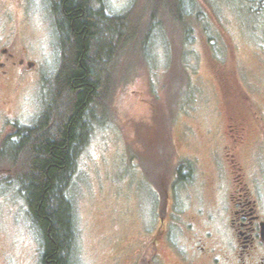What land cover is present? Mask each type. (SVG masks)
Instances as JSON below:
<instances>
[{
	"label": "rangeland",
	"instance_id": "374dc122",
	"mask_svg": "<svg viewBox=\"0 0 264 264\" xmlns=\"http://www.w3.org/2000/svg\"><path fill=\"white\" fill-rule=\"evenodd\" d=\"M93 5L124 21L109 23L113 39L99 37L111 79L68 190L72 264H198L191 260L201 248L227 264L226 184L216 173L227 176L229 118L264 125V0ZM51 6L0 0V48L25 58L23 68L0 79V147L7 140L0 153V264H43L23 184L13 176L23 155L13 146L25 136L13 134L15 126H34L56 100L63 58ZM96 18L102 32L110 28ZM248 136L247 143L260 138ZM245 156L240 151L244 172L257 167Z\"/></svg>",
	"mask_w": 264,
	"mask_h": 264
},
{
	"label": "trees",
	"instance_id": "16d2710c",
	"mask_svg": "<svg viewBox=\"0 0 264 264\" xmlns=\"http://www.w3.org/2000/svg\"><path fill=\"white\" fill-rule=\"evenodd\" d=\"M49 1L56 16L63 58L55 82L56 100L34 126H15L13 136H25V140L13 146L23 152L17 160L21 168L13 170V176L24 185L20 192L41 239L42 263L72 264L75 229L68 190L77 159L89 140L95 110L105 106L111 79L107 70L109 51L107 47L102 49L99 37L105 33L106 39H113L108 35H114L115 27L109 23L124 20L109 18L101 9L96 11L93 0ZM97 15L110 28L102 32ZM100 53L105 55L103 60Z\"/></svg>",
	"mask_w": 264,
	"mask_h": 264
},
{
	"label": "flooded vegetation",
	"instance_id": "af4514ba",
	"mask_svg": "<svg viewBox=\"0 0 264 264\" xmlns=\"http://www.w3.org/2000/svg\"><path fill=\"white\" fill-rule=\"evenodd\" d=\"M24 63L25 58L9 52L7 48H0V79L8 78L11 69H21ZM226 129L227 136L232 139L230 147L224 148L229 162L225 168L227 176L216 173L219 184L226 181L224 226L231 237L232 250L225 261L227 264H264V154L259 151L264 143V125H258L256 129V126L251 128L244 120L229 118ZM256 132L260 137L258 141L247 143L248 134ZM253 143L254 147H258L256 151L252 150ZM240 151L255 161L257 167L244 172ZM201 251L191 262L220 264L216 257H212L210 250L201 248ZM181 259L185 263L190 261L188 257Z\"/></svg>",
	"mask_w": 264,
	"mask_h": 264
},
{
	"label": "water",
	"instance_id": "95a60500",
	"mask_svg": "<svg viewBox=\"0 0 264 264\" xmlns=\"http://www.w3.org/2000/svg\"><path fill=\"white\" fill-rule=\"evenodd\" d=\"M32 64H29V67L31 66Z\"/></svg>",
	"mask_w": 264,
	"mask_h": 264
}]
</instances>
